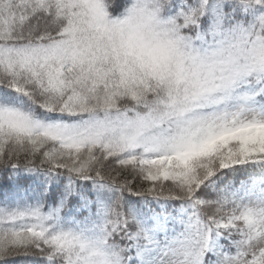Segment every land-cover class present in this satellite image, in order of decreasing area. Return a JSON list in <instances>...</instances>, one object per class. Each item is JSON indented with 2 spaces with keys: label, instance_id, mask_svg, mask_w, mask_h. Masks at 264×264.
I'll return each mask as SVG.
<instances>
[{
  "label": "snow or ice",
  "instance_id": "obj_1",
  "mask_svg": "<svg viewBox=\"0 0 264 264\" xmlns=\"http://www.w3.org/2000/svg\"><path fill=\"white\" fill-rule=\"evenodd\" d=\"M0 264H264V0H0Z\"/></svg>",
  "mask_w": 264,
  "mask_h": 264
},
{
  "label": "trees",
  "instance_id": "obj_2",
  "mask_svg": "<svg viewBox=\"0 0 264 264\" xmlns=\"http://www.w3.org/2000/svg\"><path fill=\"white\" fill-rule=\"evenodd\" d=\"M5 195V190L3 188H0V201L3 200ZM17 264H26V262L24 261H17Z\"/></svg>",
  "mask_w": 264,
  "mask_h": 264
}]
</instances>
